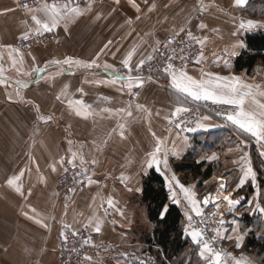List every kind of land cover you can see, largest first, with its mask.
<instances>
[{
	"label": "crops",
	"instance_id": "crops-1",
	"mask_svg": "<svg viewBox=\"0 0 264 264\" xmlns=\"http://www.w3.org/2000/svg\"><path fill=\"white\" fill-rule=\"evenodd\" d=\"M17 2L0 0V77L5 78L0 83V264H61L60 237L66 228H88L108 243L134 250L133 242L144 238L151 225L154 228L143 202L144 179L152 169L165 177L170 200L180 207L185 233L193 240L192 232L197 230L192 222L197 214L183 188L201 201V211L207 191L198 190L200 179L183 183L185 173L175 170L174 163L187 155L198 162H214L221 157L217 151L211 156L214 159H209V152L198 159L197 153L222 141L234 143L236 148L222 156L232 165L215 178L217 183L207 194H211L210 205L225 223L229 218L244 223L247 214L254 223L260 217L264 222V214L257 210V206L264 207V174H260L264 170V142L232 125L237 134H243L236 135L224 122L210 118L200 124L197 138L177 132L170 126L177 117L175 108H187L195 101L156 83L143 84L139 96L133 98L135 87L129 90L125 79L133 71L123 64L134 50L130 64L135 69L161 42L192 27L203 41L204 58L184 71L196 79L205 78L206 73L232 77L235 74L223 68L227 61L229 70L237 72L233 61L246 48L243 35L248 31L242 12H247L251 0L244 6H237L235 0H109L103 7L68 3L82 14L61 21L51 31L55 38L49 47L31 50L20 49L18 41L39 28L33 16L41 22L46 16L39 11L42 7L22 11ZM199 7L206 14L196 22ZM67 58L95 61L99 67L69 66L63 63ZM45 66L39 74L34 71ZM257 99L263 103L259 95ZM70 100H83L91 114L77 115L69 106ZM127 111L132 116H127ZM158 142H162L161 150L156 152ZM253 143L259 147V163L251 157ZM72 153L77 154L75 161ZM153 153L159 163L149 166ZM81 158L91 183L88 180L86 190L75 191L68 201L58 199L55 182L64 164H81ZM249 167L254 177H245ZM234 172L238 175L232 180ZM213 176L203 181V188L209 190ZM13 177L19 179L9 185L7 181ZM221 183L225 184L223 189ZM248 186L252 191L245 207H230L224 201L226 192L236 193ZM94 217L102 221L99 233L94 231ZM200 246L203 249L202 243ZM131 256L139 258L137 253ZM123 258L93 260L91 264H132Z\"/></svg>",
	"mask_w": 264,
	"mask_h": 264
},
{
	"label": "rangeland",
	"instance_id": "rangeland-1",
	"mask_svg": "<svg viewBox=\"0 0 264 264\" xmlns=\"http://www.w3.org/2000/svg\"><path fill=\"white\" fill-rule=\"evenodd\" d=\"M260 1H262V3L260 2L261 4L258 3L256 5H253V12H242V14L244 15L243 16L244 17L243 20H244V22L246 21L245 22L246 25H247V21H249V20H252V21H255L256 22L254 28L252 27L250 29L247 26L246 27L244 26L246 30L248 29V31L243 35V40H244L245 35L248 32H256L258 30H264V0H260ZM63 3H66V2H58V3H54V4H63ZM67 3H70V2H67ZM75 3L76 2H72V4H75ZM46 4L47 5H52L50 3H46ZM76 4H90V5L91 4H93V5L94 4H97V5H100V6L103 7V6H106V5L109 4V0H87V1H84L83 0V2H77ZM17 6H19V2H17ZM41 7L42 6H40V7L30 6V7H27L25 9H21V8L20 9L22 11L31 10V9L32 10H38ZM198 12H203V14H204L200 19L199 18H196ZM205 14H206L205 13V10L202 7H199L197 9L196 14H195V21L196 22L202 21L204 19V17H205ZM185 30H188L189 33H191L192 36L198 38V40L201 41V38L199 36V33H198L197 29H194L192 27H186V28L183 29V31H185ZM183 31H181L180 33H182ZM168 39H170V38H168ZM168 39H166V40H168ZM53 40L47 46L37 47V48L22 49L19 46V41H18L17 46L20 49H22V50L42 49V48L49 47L51 45V43L53 42ZM166 40H164V41H166ZM163 42H161L160 44H162ZM244 43H245V41H244ZM200 46H201V44H200ZM156 49H155V51H156ZM201 51H203V46H201ZM200 53L201 52H199V54L194 58V60L192 62L193 64L190 67L185 68L183 70L192 68L195 65V63H196L195 61L199 57ZM153 54H152V56H153ZM148 60H146L144 62V64ZM229 68H230V66H225L223 69H224V71H227L229 73L235 74V75H232V77L241 78L242 80H240V82L242 84L246 83V84H251V85H258L259 86V89L258 90L264 91V65L262 63L259 62L258 65L249 74L247 72H245V71L243 73H241V72H234L233 70H229ZM141 69L142 68H140L139 71H133L131 76H133V77H136V76L141 77L143 79V81H144L143 84H146V83H156V84L163 85V86H165L167 88H173L172 86L169 87V86H166L165 84H162V82L159 81V80L152 79V78H148L145 74L141 73ZM64 70H65V68H64ZM62 71H63V69H62ZM240 73L241 74H244V75H240ZM167 77H169V79L171 81L170 75L169 76L167 75ZM34 81L35 80L33 79V81H30V83L32 84ZM141 89H142L141 86L140 87H135L134 88V92H133V94L131 96L133 98H136L137 96H139V94L141 92ZM260 98H261L262 102L264 103V97H261L260 96ZM203 102H209V101H195V102H191V105L188 106L187 108L190 109V108L193 107V105L195 103L196 104H201ZM213 111L215 113H212V112L209 111L202 118H200L196 122L195 126H193L194 128H190V129H187V130H184V129L180 128L178 126V124L175 123V120H176L177 117L173 119V121L171 122L170 126H172V129H175L179 133L189 134L191 137L197 138V137H199L198 136V128H199L200 124L206 118H210V119H215V120H217L219 122H224L227 125L226 126L227 129H229L233 133H236V135H239V136L242 137L243 134H241V132H240V134H237V131L238 130L235 129L234 127H232L233 124L231 122L227 121L224 118L225 114L236 111L235 106L227 105L226 106V113L225 114H224V112L223 113L222 112H216V108ZM234 145H236V144L231 143V142L222 141V143H220V144L219 143H215L214 144V148L204 149L206 151L203 150L204 152L202 151L201 153H197V158L198 159H200L202 155H204V157H205V154H203L205 152H209V157H211L212 154L215 151H217V153L220 154V156H221L220 159H218L219 158L218 157L216 159V161H214L215 163L213 161H211V160L208 161V162H213L214 163V165H215V173H214V176H213L214 177L213 181L209 184V190H207L206 188H203L204 186L199 185L198 190L200 191V193H203V192H206L207 191L206 194L205 193L203 194V197L204 196H207V194L211 192V188L213 189L214 186L216 185L217 182H216V179L215 178L221 176L225 171H227L229 168H231V165L232 164L229 161V158L223 159V157L225 156V154H226V152L228 150H231L234 147L236 148V146H234ZM252 145L253 146H251V157H252V159L256 160L257 163H259L260 160H259V158L257 156V152H258V148L259 147L257 146V144H254V143ZM213 156H216V155H213ZM175 162H178V161H175ZM67 163H71V162H66L64 164L62 173L64 172L65 165ZM72 164H78V163H72ZM78 165L82 166L86 170V173H87L86 187L84 189H76V190H73V192H71L67 196H61V195H59V193L57 191V179L62 174L61 173L57 177L56 182H55V193H56V196H57L58 199L68 201L70 199V197L74 194L75 191H77V190H80V191L86 190L87 184H88V180H89V170H87L84 167V165H82V164H78ZM260 174L261 175L264 174V170H262V172ZM237 175L238 174L234 172V175L231 176V179L232 180L234 178L236 179L237 178ZM185 178H186V176H185ZM181 181L183 183H187V182L184 181V177L181 178ZM226 193L227 194H226L225 197H229V198H231V196L233 194H235V193H229V191L226 192ZM236 193L238 194L240 192H236ZM246 193H247L246 194L247 197L249 198L251 196V194H249V191L246 192ZM260 200H261V195H260ZM224 201H227V200L224 199ZM262 201H264V197L262 198ZM221 202H222V199H221ZM247 203H248V200H247ZM241 208H243V207H239V209H241ZM105 212L111 217V213H110V209L109 208H106L105 209ZM202 213H203L202 215H204L206 213L207 214L210 213L211 216L213 217V219H215V222L217 223V227L218 228H217V233L216 234H217V236L219 238L220 246L218 247V250H217L216 246H215L216 249L212 245H211V247H213L214 250H217V251H221L222 252V254H223V264H264V249L261 248V250H260V253L261 254L260 255H258L255 252H247V251L244 250V242H245V240L248 237H251V235H252V233H247V230L249 228L250 229L252 228L251 230H253V231L256 230L257 235L260 236V242L262 244L264 243V222L262 220V217L257 218L258 220H256L255 224L253 226L251 225V227H249V225L248 226L247 225H244V223H242V222H238L236 220V218H229L230 221H227V223H224L223 225H221L219 223L221 218H217V214H216L217 212L213 208V206L210 205V202L207 205H204L203 204ZM198 216H200V215H197L195 217V219H193V222L192 223H193V227L198 232H202L197 226H195L196 225V221L198 219L197 218ZM184 224H185V222H184ZM81 230H87V231H89L92 234V239H93L94 242L102 241V242H104L106 244L114 245V246H116V248L120 249V251L123 252L122 253L123 255H118V254H114V253L112 254V253H109V252H102L100 254L98 253L95 257H91L89 259L90 261L88 262V264H91V262L93 260H101L103 262H106L107 259H112V258L115 259L116 257H119V258L124 257L125 258L126 256H128V257L125 258V259H128L129 260L128 262L129 263L131 262L132 264H209V259H206V257H209L210 258V256H211V254L205 252L204 249H202V246H200V243H197L193 239L191 241L193 242V244H195V246H197V248H195L196 251H194V250L192 251L191 248H188V249H186L185 254L182 255V256H180L177 260L176 259L173 260V261L172 260H169L168 257H165L162 254V252H160V250H159L160 248L158 246L151 245V243H149L146 240V237L148 235H150V237H152V232H153L152 225H151V228L149 229L150 231H148L146 233V235H144V238H142L139 242H133V243H136L134 245V248H133L135 251L129 248L131 251H133V253L131 251H129V249H127L125 246H123V247L122 246H117V245H115L113 243H108L107 241L100 239L96 234H94L88 228H82V229H79V230H73V229H70V228H66V229H64L62 231V234H61V237H60L59 252H60V263L61 264H63V261L61 259V257H62V255H61V240H62L63 234H65V233H67L69 231L79 232ZM186 235H188V234H186ZM189 238H191V237H189ZM243 238H245V239L243 240ZM201 241H204L203 236H201ZM135 252L139 255V258H137L136 256H131L132 254H136ZM202 252L205 254V255L203 254L204 257H201V255H202L201 253ZM194 254L196 255V257H195ZM136 259H138V260H136Z\"/></svg>",
	"mask_w": 264,
	"mask_h": 264
},
{
	"label": "snow or ice",
	"instance_id": "snow-or-ice-1",
	"mask_svg": "<svg viewBox=\"0 0 264 264\" xmlns=\"http://www.w3.org/2000/svg\"><path fill=\"white\" fill-rule=\"evenodd\" d=\"M247 0H235V3L237 6H244L246 4ZM138 7V6H137ZM39 11L43 12L46 16V21L41 22L37 17L33 16V20H35L36 24L39 26L37 31L40 29H43L45 32H51L53 31L61 21L68 20L72 15H80L82 14L81 10L78 7H70L68 3H65L61 6H57L56 4L52 5H43ZM256 24L255 21L249 20L247 21V27L252 28ZM245 25L242 23L241 27H244ZM201 27H204L201 25ZM183 31V29L181 30ZM188 35L193 39L196 40V37L192 36L191 33H188ZM27 39V36L24 37ZM111 41H109V44ZM169 45L172 43V41L168 42ZM198 43L203 46V41H198ZM107 47V45L105 46ZM133 51H130L128 53L127 58L123 61V64L128 69L129 72L132 71H139L141 66L144 64V60H141L138 65L135 66V69L130 64L131 57L133 55ZM232 55H235V53H231ZM203 52L201 51L199 58L195 61L196 63H199L203 59ZM151 59V57H149ZM171 59V58H170ZM180 59H184V57H180ZM15 63V61L13 62ZM56 65H60V61L54 62ZM64 64L72 66L75 64L77 67H82L85 69L93 68V67H99L96 65L95 61H92L91 63H83L81 61H74L72 58H67L63 61ZM225 65L227 66V61L225 62ZM105 68H109L110 66L105 65ZM47 69V66H45V69L36 68L34 71L39 74L42 71H45ZM3 69L0 68V72H2ZM164 72L168 73L171 78V84L172 87L179 93L183 94L185 97L190 98L192 101H212L217 104H224V105H232L235 106L236 111L225 114L224 118L231 122L233 125L238 126L241 130L244 132H247L251 134L252 136L256 137L258 140L264 142V103H261L259 99H257V95L264 97V91H258L259 86L258 85H251V84H242L240 82V78L238 77H223L219 76L218 74L213 73H206L204 74L205 78L202 79H196L192 76H190L186 71L183 69L181 70H175L173 68L172 64H169L167 67L163 69ZM201 72L203 73V69H201ZM128 81V89L131 90L133 87H140L143 85V79L139 76L133 77L131 75L127 76L125 78ZM5 78L0 77V83H4ZM114 82V81H113ZM27 87V85H25ZM82 91V90H81ZM246 105H250L246 109ZM69 106L73 108L74 111H76L77 115L87 116L90 113L89 109L90 106L85 105L83 100L78 101H69ZM139 107V106H138ZM106 112L111 113L110 109H105ZM124 111V110H121ZM189 109L185 107H176L174 111V116H180L181 113L188 112ZM127 116H132L131 111L126 112ZM51 119V117H49ZM121 128H123V125H121ZM121 135H123V131H121ZM154 135V134H153ZM160 143L158 142L156 147V152H159L160 149ZM76 153H72V160H76ZM215 157H209V159H214ZM64 161L61 159L60 163L62 164ZM81 164L84 163L83 159L81 158L80 161ZM92 163H95L93 161ZM159 162L156 159V153L152 154V160L149 166L153 164H158ZM166 164V161H165ZM73 167H75V164H73ZM55 170V165H53V171ZM23 175V173H21ZM253 176L254 173L252 169L249 167L247 172L245 173V177ZM19 179V177H13L10 178L7 183L9 185H15L16 181ZM89 183H91V180H89ZM183 188V186H181ZM221 189L225 187V184L221 183L220 185ZM16 190L20 191L19 186H16ZM184 192L187 194V198L192 206V208L195 210L197 215H202L201 208L198 206L201 201H198L194 198V193H192L189 189L183 188ZM210 195L205 196L203 198L202 203L204 205H207L210 202ZM224 199L228 200V203L231 206L239 205V200H232L229 197H224ZM108 205L112 206L113 201L111 199L108 200ZM218 207V204H217ZM257 210L264 214V207L257 206ZM95 220V227L94 231L99 233L101 231V224L102 221L99 218H93ZM191 219V217H189ZM92 221H90L91 223ZM221 225L225 223L223 219L219 222ZM70 227V226H66ZM75 234V233H74ZM203 235L202 232L193 231L192 237L194 240H196L197 243H203V249L205 252L211 254L210 258L206 257V259H209V264H223V254L221 251L214 250L213 247L206 241H201L200 237ZM66 239V237H65ZM204 254L203 252L201 253Z\"/></svg>",
	"mask_w": 264,
	"mask_h": 264
},
{
	"label": "built area",
	"instance_id": "built-area-1",
	"mask_svg": "<svg viewBox=\"0 0 264 264\" xmlns=\"http://www.w3.org/2000/svg\"><path fill=\"white\" fill-rule=\"evenodd\" d=\"M87 1V0H84ZM58 2H83V0H20L19 7L25 9L27 7H40L46 3L54 4ZM203 12H198L196 18H201ZM189 31L185 30L182 33L164 41L156 49L151 59H149L141 68V73L145 74L148 78L156 79L171 87V81L168 73L163 69L169 64L173 65L175 70H181L190 67L194 58L201 52L200 43L198 38L193 40L189 35ZM53 32H45L43 30L36 31L19 40V46L22 49H30L43 47L50 44L54 39ZM169 41L172 43L169 45ZM184 59H180V57ZM171 58V59H170ZM226 106L224 104H217L214 102H203L201 104H194L188 112L180 114L175 120V123L184 130L194 128L196 122L202 118L207 112L215 113L213 110L216 108V112L226 113ZM175 125V124H174ZM177 126V125H176ZM87 182L86 170L72 163L65 165L64 172L57 179V191L61 196H67L73 190L84 189ZM233 194L230 199L239 200L240 204L235 205L237 207H244L247 205V195L243 192ZM228 202V200H227ZM196 225L203 233V239L210 245L216 246L217 250L220 246L219 238L217 236V223L211 214H204L197 217ZM75 233V234H74ZM66 237V239H65ZM215 248V249H216ZM109 252L118 255H123L120 249L114 245L106 244L102 241L94 242L92 234L87 230H81L79 232L69 231L63 234L61 240V259L63 264H88L91 257H95L98 253Z\"/></svg>",
	"mask_w": 264,
	"mask_h": 264
},
{
	"label": "trees",
	"instance_id": "trees-1",
	"mask_svg": "<svg viewBox=\"0 0 264 264\" xmlns=\"http://www.w3.org/2000/svg\"><path fill=\"white\" fill-rule=\"evenodd\" d=\"M260 2L262 3L260 0H251L246 11L253 12V5ZM244 41L246 48L234 59L233 67L237 72L245 71L249 74L259 62L264 65V30L248 32ZM174 168L185 173V182L200 179V185L215 173L213 162L206 160L198 162L196 158L191 159L188 155L181 161L175 162ZM247 190L252 191V186L241 188L239 192ZM143 202L146 204L150 221L154 223L152 237L150 235L146 237L151 245L158 246L160 252L172 261L184 255L188 248L196 251L197 246L185 233L183 213L177 204L171 202L166 179L155 169H152L144 179ZM244 223L252 226L255 224L253 217L248 214ZM251 233V237L244 242V250L260 255L261 248L264 249V243L260 242V236L257 235L256 230H252Z\"/></svg>",
	"mask_w": 264,
	"mask_h": 264
}]
</instances>
